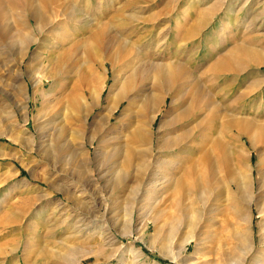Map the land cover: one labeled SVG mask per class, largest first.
I'll return each mask as SVG.
<instances>
[{"label":"rangeland","instance_id":"1","mask_svg":"<svg viewBox=\"0 0 264 264\" xmlns=\"http://www.w3.org/2000/svg\"><path fill=\"white\" fill-rule=\"evenodd\" d=\"M230 1L56 0V3L51 4L53 11L61 10L66 5L68 9L71 6L70 11L76 9L79 15L73 22L64 14H55L53 22H62L63 28L54 35L45 37L49 42L47 45L42 44L44 48L39 49L36 42L27 48L16 45L15 40L13 45H8L7 40L0 39V264H183L171 258L178 250L175 243L179 233L167 243L165 254L158 248L149 247V238L154 230L149 220L151 210L146 209V206H139L141 190L138 189V180H132L136 169H129V179L106 178V165L96 162L104 152L99 153L96 144L88 143L89 135L81 131L79 126L85 113L80 114L74 110L68 103V97L79 89L77 83L82 75L91 76L93 84L83 82L79 87L85 86L92 90L94 85L102 87L105 83V88L101 95V105L93 109L87 124L89 125L96 112L98 117L107 113L104 104L112 76L110 70L107 74L104 72V66L109 69L111 64L107 61L104 63L102 56L95 51L90 55L85 52L86 44H90L91 38L102 28L108 37L116 41V48L129 49V58L133 60L135 57L133 64L165 66L179 63L187 67L192 76L196 74L197 81L207 87L206 80L209 76L203 72L233 45L251 47L250 41L254 39L256 47L264 49V0H249L246 3L245 0H235L228 5ZM19 10L17 8L11 13L13 15H8L6 22H13ZM64 10L67 11L63 8L61 12ZM48 15L50 17L51 13ZM27 17L31 21L27 23L29 33L33 37L45 39L36 30L31 17ZM200 17L201 20L198 19ZM202 19L208 20L203 26L199 24ZM176 32L184 35L173 41ZM60 36V39L63 38L62 47L67 48L69 43L77 41L82 47L72 56V63L68 62L58 69L59 72L61 70V74L58 72L59 80L36 83V80L47 74L50 65L43 57L44 64H33L38 68L35 76H32L28 71L31 58L40 53L43 56L49 55L50 52L46 49L48 44ZM21 54L23 57L20 60L18 56ZM245 72L251 74V79L243 86L242 92L248 90L250 81L264 80V65H251L243 71ZM213 79L212 81L222 85L220 93L222 90L229 93L233 87L232 82V85H236L234 78H229L225 84L224 78ZM250 97L251 104L248 106L252 105L254 112L244 110L242 115L264 121V83ZM169 101L170 96L161 105V110L148 128L154 155L160 154L156 148L157 138L161 133L159 126L170 109ZM123 106L124 102L119 107ZM120 108L116 110L110 123H114ZM51 116H60L69 129L67 138L75 146L74 152L62 153L63 161L55 158L47 160L41 151L42 131L46 119ZM83 141L86 142L85 147L80 146ZM232 144L235 146L233 148L239 167H247L251 174L250 194L257 197L259 180L264 172V143H258L255 148H249L246 142L236 140ZM163 152L166 153L165 158L169 159V152ZM79 167L84 175L81 179L76 176ZM159 170L162 175L165 173L169 177L172 172L168 166H162ZM209 172L210 179L224 178L216 164L209 167ZM165 178L167 177L161 179ZM52 183L69 190L71 195L65 196L61 189L52 188ZM215 187L209 193L210 202L216 199ZM171 192L170 188L166 192L162 191L153 202L152 209H170ZM44 194L49 196L43 197ZM235 202L232 201V204ZM224 205L218 204L222 210L231 206ZM53 206H57L55 214L62 212L57 220H54L53 215L47 218ZM198 208L202 209V204L199 203ZM66 212L71 215L67 217ZM250 212L249 222L239 219L231 226L237 229V235H245L247 238L250 236L249 242L253 245L251 252L255 253L251 264H264V220L261 226L258 225L264 214L260 215L254 205L250 206ZM7 216H13V222L4 226L2 222ZM226 218H229L228 215L216 214L211 239L200 245L197 253H194L195 242L191 241L180 258H191L189 262L197 264H226L222 253H230L231 247L237 246L229 239ZM144 226V234L140 238L139 230ZM237 248L239 251L246 250L241 245ZM139 251L141 255L137 256ZM59 253L64 257H58ZM69 256H72V261ZM244 256L245 254L234 264H250Z\"/></svg>","mask_w":264,"mask_h":264},{"label":"bare ground","instance_id":"2","mask_svg":"<svg viewBox=\"0 0 264 264\" xmlns=\"http://www.w3.org/2000/svg\"><path fill=\"white\" fill-rule=\"evenodd\" d=\"M55 1L0 0V39L7 40L8 45H13L15 40L16 45L20 44L27 48L36 42L37 47L42 49V44L49 42L45 37L54 35L63 28L62 22H53L55 14H64L67 19L70 18L73 22L78 19V11L76 9L70 11L71 6L69 9L65 7L66 5L61 8V10L67 9L68 13H65L67 12L65 10L62 12L61 10L53 11L51 4ZM233 1L235 0H231L228 5ZM248 1L245 0L244 3ZM17 8L20 9L18 15L16 14L17 18L13 22L9 19L12 23H7V16L15 12ZM49 12L51 13L50 17ZM52 15L54 16L52 17ZM26 16L31 17L36 30L39 34H43L45 39L41 40L29 33L27 23H31V21ZM198 19L201 20V17ZM207 19H202V23L199 24L203 26L208 21ZM189 33L192 34L190 31ZM183 35L184 33L178 35L176 32L173 35V41ZM60 38L61 36L53 40L50 45L48 44L46 49L47 52H50L49 55L43 56L40 53L31 58L32 62L30 61L31 65L28 71L32 76L38 68H35L33 64L37 66L44 64L43 57L50 65L47 74L36 80V83H43L45 80H59L58 69L71 62L72 56L82 47L80 42H71L70 39L68 40L71 42L70 46L62 47L64 45L63 38ZM91 40L90 44H86L85 52L90 55L95 51L102 56L104 63L107 61L111 64L109 69L106 65L104 66V72L107 74L110 70L112 76V83L107 89L104 104L107 113L98 117L96 112L92 121L89 122V125L87 124L93 109L101 105V95L105 88V83L102 87L94 85L92 90L86 89L85 86L80 88L79 85L83 82L87 85L93 84L91 76L82 75L80 82L77 83L79 89L68 97V103L80 114L85 113L79 126L81 131H85L89 135L88 143L96 144L99 153L104 152L96 159V162L106 165L105 176L107 179H129V169L132 167L136 169L132 180H138V189L141 190L142 197L138 200L139 206L141 208L146 206V209L151 210L149 220L153 224L154 230L149 238V247L158 248L161 253L165 254L168 249L167 243L172 237H175V234L179 233L175 243L178 250L175 256L171 257L172 260L177 263L183 262V264H197L189 262L191 258L180 257L187 250V245L191 241L195 242L194 253H197L199 246L211 239L214 235L212 228L215 216L221 213L229 217L226 218V226H229L227 232L230 233L229 239L232 244L236 243L237 246L246 247L245 251H239V247L233 246L230 253L228 252L229 254L222 253L224 263L234 264L245 254L244 257L251 264L255 253L251 252L253 245L249 242L250 236L248 235L247 238L245 235H237L235 231L237 229L231 225L239 219L246 223L249 222L251 205L258 209L260 215L264 214V172L259 180V194L257 197H253L250 194L251 174L247 167L244 169L239 167L232 143L235 140L246 142L249 148H255L258 143H264V121L256 117L249 118L242 115L244 110L248 113L254 112L252 105L248 106L249 103L251 104L250 96L264 83L263 79L258 81L254 79V82L252 80L248 83V90L242 92L243 86L247 84L248 79H251V74H247V72L245 74L243 71L251 65H264L263 47L257 48L254 39L250 41L252 42L251 47L240 44L233 45L221 57L209 64L210 66L203 72L204 75L209 76L206 80L208 82L206 87L197 81L196 74L195 77L192 76L187 70L188 68L179 63L165 66L155 64L146 66L145 63V66L143 63L142 65L133 64L132 61L135 57L133 60L129 58V49L116 48V41L108 37L103 28L97 31ZM62 48H65L66 51ZM15 54L18 53L15 52ZM53 54L58 56L54 57ZM18 57L21 60L23 54ZM59 73L61 74V70ZM212 76L217 78L216 80L224 78L223 84L229 81V78H234L236 85H232V82L231 86L233 87L229 93L223 90L220 93L222 85L212 81L214 80ZM168 96H170V109L160 123L159 131L161 133L157 138L156 148L160 154L154 155L151 147L152 137L150 138L148 128ZM239 101L242 102V105L239 104ZM122 102H124V106L120 108ZM118 108H120L119 114L115 117L114 123H110ZM100 119L101 123L99 124ZM67 132L69 129L65 127L60 116H51L46 119L41 136L43 147L41 151L46 157L45 159L54 160L55 158L60 161L64 157L63 152H74L75 146L69 142ZM80 146L85 147L86 142H81ZM163 150L169 152V159L165 158L166 153ZM214 164L224 174L223 179H210L209 167L212 168ZM162 166L171 167L170 177L165 173L162 175L159 170ZM76 176L79 179L84 178L81 167L77 169ZM164 177L167 178L161 179ZM51 185L54 189H61L59 184L52 183ZM213 186H216L215 190L217 189V191L214 190L215 193L217 192L216 199L210 202L208 196ZM169 188L170 192L172 191L170 209L160 207L152 209L153 202L158 195L162 191H168ZM61 190L65 196L70 194L67 189ZM45 196L47 197L49 194H44L43 197ZM147 201L148 203H146ZM232 201H236L235 204H232ZM216 202L219 206L220 204L231 206L224 208V205L222 210L218 204L215 206ZM199 203L202 204V209L198 208ZM56 209L57 206H53L47 214V218L53 215L54 220H57L62 212L55 214ZM66 213L67 217L71 215L70 212ZM12 219L13 216H7L2 224L8 225L13 222ZM263 220L264 218L259 221V226L262 225ZM83 230L82 228L81 231ZM144 230L145 226L140 228V238L143 236ZM262 238L264 240V237ZM138 253L137 256H140V251ZM58 257L63 258L64 256L59 253ZM70 258L72 261V256Z\"/></svg>","mask_w":264,"mask_h":264}]
</instances>
